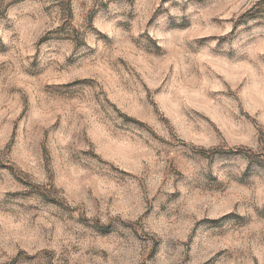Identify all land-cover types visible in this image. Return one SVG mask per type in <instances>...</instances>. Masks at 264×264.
Returning a JSON list of instances; mask_svg holds the SVG:
<instances>
[{
    "label": "rangeland",
    "instance_id": "rangeland-1",
    "mask_svg": "<svg viewBox=\"0 0 264 264\" xmlns=\"http://www.w3.org/2000/svg\"><path fill=\"white\" fill-rule=\"evenodd\" d=\"M0 264H264V0H0Z\"/></svg>",
    "mask_w": 264,
    "mask_h": 264
}]
</instances>
